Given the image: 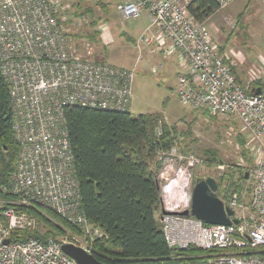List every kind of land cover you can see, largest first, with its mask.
<instances>
[{"label":"built area","instance_id":"built-area-1","mask_svg":"<svg viewBox=\"0 0 264 264\" xmlns=\"http://www.w3.org/2000/svg\"><path fill=\"white\" fill-rule=\"evenodd\" d=\"M194 1L127 0L117 10L125 20L148 14L150 27L137 40L138 62L144 60L145 48L163 58L176 57L180 104L238 119L254 146L255 165L249 178L237 182L239 191H217L234 212L232 224L208 225L174 214L191 211L194 171L207 164L205 158L176 147L157 151L162 208L168 212L161 220L164 236L174 252L190 246L206 252L198 264H264V89L239 81L207 22L192 14ZM233 1L215 0L220 9ZM69 10L64 0H0V71L9 86L12 128L20 147L16 169L3 189L20 206L53 210L83 235L14 239L17 232H41V223L15 207L0 206V264H77L62 247L74 245L93 254V241L103 237L82 208L67 111H130L136 68L90 58L91 51L69 34ZM156 133L162 135V126ZM227 168L219 164V174Z\"/></svg>","mask_w":264,"mask_h":264},{"label":"trees","instance_id":"trees-1","mask_svg":"<svg viewBox=\"0 0 264 264\" xmlns=\"http://www.w3.org/2000/svg\"><path fill=\"white\" fill-rule=\"evenodd\" d=\"M73 6L77 7L75 14L91 10L84 8V0ZM190 10L200 21H206L214 16L220 7L215 0H195ZM76 37L81 38L78 35ZM73 41L77 43L75 39ZM221 52H225L223 47ZM95 61L103 62L101 59ZM226 61L235 72V64H232L228 57ZM255 84L256 82L253 83ZM260 89H264V86ZM194 111L211 115L207 110ZM158 115L134 116L130 111L110 112L85 107H72L67 111L76 177L82 194V208L89 222L98 226L103 233V237L93 243V254L102 263L198 264L206 255V252L193 246L174 252L166 242L160 221L162 199L158 175L162 166L159 161L158 165L156 164V158L158 160L156 155L159 150L168 152L178 146L177 137L180 136V132L175 125L168 126ZM160 126L163 133L158 136L156 130ZM12 127L9 86L0 71L2 202L6 199L17 200L3 189L9 184L16 169L20 150ZM243 137L241 135L238 138L245 141ZM241 140L238 139L237 145L242 148L243 160L249 164L251 152L255 165L253 150H250V147L248 149ZM215 154L212 151L205 153L208 161L217 159ZM198 180L196 178V182ZM237 185L234 190L239 191L241 188L239 184ZM6 205V208L12 207ZM15 208L28 213L39 223H44V226L41 232L31 230L17 232L14 239L16 237L26 240L36 237L45 241L48 237H55L57 233L58 235L64 233L63 228L66 227L64 224L73 227L75 232L80 234L78 227L58 216L53 210L34 204Z\"/></svg>","mask_w":264,"mask_h":264},{"label":"rangeland","instance_id":"rangeland-1","mask_svg":"<svg viewBox=\"0 0 264 264\" xmlns=\"http://www.w3.org/2000/svg\"><path fill=\"white\" fill-rule=\"evenodd\" d=\"M65 1L70 6L67 25L69 34L71 37L74 36L72 39H75L81 48L91 51L90 58L101 59L118 67L137 66L134 100L130 112L134 116L159 114L158 116L163 118L168 126L175 125L180 132L176 148L185 154L202 156L207 161L206 165L195 169L196 178H215L218 182L219 195L236 189L238 186L236 183L244 181L242 177L247 170L251 171L254 168L250 152L252 149L254 154V146L243 128L244 125L236 118L213 116L181 105L175 93L178 79L174 59L146 57L136 65L139 55L136 41L150 25L148 14L138 20L123 19L117 10L121 0H84V8L91 10L83 14H75L77 7L73 4H80L83 0ZM261 2L262 0H234L227 7L217 11L214 16L206 19L215 39L230 53L229 57L236 66L235 74L239 80L241 77L245 84L247 74L256 73V68L258 69L256 63L264 65L262 61L264 25H261L263 31L259 30V34L256 33L261 24L257 13L259 7H262ZM106 22L108 29L103 30L102 27ZM76 35L81 38H77ZM146 52L147 50L144 49V57ZM262 74L264 75L263 71ZM241 135L244 136L245 141L238 138ZM238 139L242 143L245 142L248 149L250 147L249 164L243 160L242 148L237 145ZM210 151L216 153V161L215 159L208 161L205 153L208 154ZM158 161L159 159L156 158L157 165ZM220 163L229 167L221 173L222 176L218 169ZM17 201L6 199L0 201V206L3 208H6L5 204L12 207L20 206L16 204ZM44 211L48 212V210ZM64 225L65 232L59 235L57 233L55 235L57 239L67 240L78 235L73 227ZM41 226H44V223Z\"/></svg>","mask_w":264,"mask_h":264},{"label":"water","instance_id":"water-1","mask_svg":"<svg viewBox=\"0 0 264 264\" xmlns=\"http://www.w3.org/2000/svg\"><path fill=\"white\" fill-rule=\"evenodd\" d=\"M260 90H258V93ZM249 178V174H246ZM218 182L213 177L199 179L193 190L192 209L183 213H174L183 216H193L208 225H231V216L234 215L233 210L225 207L223 201L217 196ZM168 212L162 208L160 219ZM234 223L239 220L234 219ZM7 240L6 243H9ZM63 251L76 261L77 264H105L97 260L94 254H88L83 249L74 245L66 244L62 247Z\"/></svg>","mask_w":264,"mask_h":264},{"label":"crops","instance_id":"crops-1","mask_svg":"<svg viewBox=\"0 0 264 264\" xmlns=\"http://www.w3.org/2000/svg\"><path fill=\"white\" fill-rule=\"evenodd\" d=\"M125 1H127V0H121L120 2H119V4L120 3H122V2H125ZM261 6L262 7H259V9H258V11H257V13H258V15L260 16V19H259V21H260V25H259V27L257 28V32L256 33H258L259 34V30H262L261 29V25L263 26L264 25V0H262V2H261ZM250 11V10H249ZM252 13V12H251ZM147 14V13H146ZM145 14V15H146ZM104 25H107V27H108V24H107V22H106V24H104ZM149 27H150V25H149ZM149 27L146 29V31L149 29ZM146 31L144 32V33H146ZM151 32L153 31V30H150ZM263 31V30H262ZM100 33H101V31H100ZM143 33V34H144ZM141 37V36H140ZM101 38H102V33H101ZM139 39V38H138ZM137 39V40H138ZM262 42L264 43V39H262ZM136 43H137V41H136ZM256 46V45H255ZM146 50H147V52H146V56L144 57V59L147 57V59H159L160 57H163L161 54H152L151 52H150V50H148L147 48H145ZM263 52V51H262ZM225 55H226V57H228V58H230V60H231V57H229V55H230V53L228 52V50L227 49H225ZM264 53V52H263ZM164 59H174V65L176 66V68H177V71H178V62H177V58L176 57H173V56H171V57H168V58H164ZM232 61V60H231ZM262 61L264 62V58L262 57ZM233 62V61H232ZM140 62H138V58H137V61H136V65H138ZM233 64H234V62H233ZM137 66H134V67H130V68H136ZM256 67H258V69L256 68V73L258 74V75H256V73H251V72H249L248 74H247V82H246V84L244 83V81H243V79L240 77V80L242 81V83L245 85V86H247V87H250L251 86V84H252V86H253V88H251V89H253L254 90V88L256 87V88H258V89H260V88H262L263 86H264V75L262 74V71L264 72V65L262 64V63H259V62H257L256 63ZM156 70V69H155ZM177 75V74H176ZM239 75V74H238ZM246 81V80H245ZM254 82H256V84L255 85H253V83ZM177 85H178V81H177Z\"/></svg>","mask_w":264,"mask_h":264},{"label":"bare ground","instance_id":"bare-ground-1","mask_svg":"<svg viewBox=\"0 0 264 264\" xmlns=\"http://www.w3.org/2000/svg\"><path fill=\"white\" fill-rule=\"evenodd\" d=\"M79 181V180H78ZM91 226H93V227H95V228H97V229H99L100 230V228L98 227V226H96L95 224H92L91 223ZM101 231V230H100ZM102 232V231H101ZM82 232H80V234H81ZM83 235V234H82ZM96 240H98V239H95L94 241H93V243L96 241Z\"/></svg>","mask_w":264,"mask_h":264}]
</instances>
